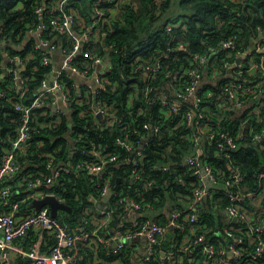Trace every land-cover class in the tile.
Here are the masks:
<instances>
[{
	"label": "built area",
	"instance_id": "2783aa9c",
	"mask_svg": "<svg viewBox=\"0 0 264 264\" xmlns=\"http://www.w3.org/2000/svg\"><path fill=\"white\" fill-rule=\"evenodd\" d=\"M68 1L57 0L50 3L42 0L33 9L38 21L31 25L26 33L35 39L34 47L41 50V64H50L51 71L41 80L38 91L29 103L22 101L25 78L20 67L23 66L24 60L19 54L7 56L3 51L7 59L14 63L13 67L8 66L7 71L12 72V86L17 89L19 100L14 102V108L18 112L14 134L9 135L7 142L4 141L0 147V264H75L81 244L93 247L99 243L111 246L113 252L128 248L134 260L135 247L131 241L138 236L146 238L147 249L145 255L138 258L135 264H148L156 254L161 238L170 227L182 232V241L176 248L177 252L186 256L187 253H192L191 261L196 264H264V220L259 221L258 215V212H264V163L259 165L256 172L259 186L248 189L241 173L242 162L234 160L232 154L225 150L222 151L221 157L225 158L228 171L215 167L202 156L199 149L202 136L192 129L194 147L182 158V165L188 168L192 176V181L189 182L192 193L180 194L183 203L172 204L169 207L168 220L162 224L154 218L150 211L152 205L145 200L141 192L135 189L137 193L134 196H124L112 188V172L105 174V170L109 163L120 161V156L115 151L105 150L91 142L88 157H73L76 151L74 146L69 151L71 158L55 161L52 152L41 150L42 139L33 142L35 124L32 121L35 120V108L46 107L42 112L46 119L39 123L41 127L52 126L60 121L63 113L68 114L71 111L72 97L64 81V73L74 76L77 87L74 97L81 103L87 100L90 93L105 86L106 75L110 70V64L105 58L90 51L83 52L82 47L85 43L96 42L105 34L102 28L117 16L116 12L122 0H93L89 23L80 19L76 11L65 9ZM231 1L240 5L247 2ZM17 5H20V1ZM54 11L58 14L50 15ZM180 22L179 20L168 24L167 31L170 32L172 26ZM74 23L79 24V32L72 30ZM3 27L4 24L0 21V30ZM48 30L71 35L72 46L53 47L51 38L45 35ZM238 37V34H230L223 38L218 48L212 45L208 51L192 53L188 66L178 73L171 71L168 65L162 63L160 57L146 59L142 55H136L133 66L140 72L139 78L145 81L144 95L147 101L160 107L162 117L178 113L182 117L179 124L184 123L201 130V120L206 117V111L201 109V104L204 97L213 95L212 90L203 86L207 64L210 62L212 68L207 74L208 78L218 80L225 77L221 81L220 105L238 113L247 108L245 117L240 121L241 128L246 127L248 115L258 116L263 105V102L256 98L262 95L264 88V30L258 26L257 35L247 47L239 43ZM177 48L185 47L180 43ZM218 49H222L226 54L216 55ZM171 50L169 47L163 57L168 59ZM55 52L61 57L59 63L54 59ZM80 55L84 56L81 66L77 62ZM246 74L257 76V79L248 83ZM159 76L172 77L167 80L165 87L159 89L158 85H151V81ZM10 97L6 89L0 88V99ZM183 102H189L190 105H184L185 109L181 110ZM86 114L84 109L80 110L81 116ZM91 114L106 116L109 109L100 104H92ZM107 124L113 125V120L109 119ZM158 127L159 125H155L153 130H158ZM204 129L209 131L211 138L215 136L209 125ZM73 132L74 130L68 131L65 135H71ZM252 132L253 129L252 140L257 142L264 152V127L260 131ZM220 136L225 137V134L220 133ZM79 137L81 135L72 138V143ZM242 137L243 132H238L237 138ZM144 138L142 145L137 147L132 146L126 138H117L121 146L133 153L132 157L125 158L131 165V182L142 179L140 162L144 157L143 144L148 141ZM226 140L227 149L237 147L232 137L228 136ZM36 152L47 158L44 163L46 170L41 167V162H27L23 165L19 159L22 155H33ZM79 173L96 179L89 193L90 204L81 222L71 226L66 221L63 208H59L56 215H52L48 205L35 207L33 201L46 195H53L64 202L48 187L58 183L65 174ZM99 174L101 178L96 177ZM178 180L185 183L181 178ZM152 184L153 180H149L144 185L150 188ZM216 193L223 194L227 202L221 209V232L212 240L205 236L204 222L200 214L203 204ZM245 201L253 207L252 210L246 207ZM216 205H219V200ZM148 212L152 214V220L144 216ZM115 216L116 221L119 219L121 222L117 226L114 225ZM232 218H236L235 223L231 222ZM104 230L108 232L105 234ZM179 253L178 260L181 261ZM118 262L114 260L110 264Z\"/></svg>",
	"mask_w": 264,
	"mask_h": 264
},
{
	"label": "trees",
	"instance_id": "16d2710c",
	"mask_svg": "<svg viewBox=\"0 0 264 264\" xmlns=\"http://www.w3.org/2000/svg\"><path fill=\"white\" fill-rule=\"evenodd\" d=\"M41 1L0 0V21L4 24L3 29L0 30V63H2L0 88L6 89L11 96L9 99H0V147L4 141L7 142L9 135L14 134V127L18 121V112L14 108V102L19 100L18 91L12 86V72L7 71L8 66L13 67L14 63L9 61L7 56L19 54L24 60L23 66L20 67L21 74L25 78V93L22 99L24 103L32 100L41 80L51 71L50 64H41V50L34 47L35 39L26 33L28 28L38 21L33 9ZM47 1L54 3L57 0ZM64 7L67 11H76L80 19L90 22L93 0H69ZM120 9L121 13L102 28L105 34L101 35L96 42L85 43L82 47L83 52L90 51L109 62L110 70L106 75L105 86L97 92L90 93L85 102L78 103L74 97L77 90L74 76L64 73L63 78L72 97L71 111L68 114L63 113L60 121L52 126L41 127L39 123L46 119V116L42 114L46 107L35 108L33 110L35 120L32 121L35 124L33 142L42 139L41 150L52 152L55 161L60 158L64 160L71 158L69 151L74 146L76 151L73 157L77 155L88 157L91 142L105 150L115 151L119 154L120 161L109 163L105 170V174L112 172L110 183L112 188L124 196H134L136 191L141 192L145 200L152 205L150 211L154 218L162 224L168 220L169 207L172 204L183 203L180 194L192 193V186L189 184L192 176L188 168L182 165L183 155L194 147L192 129L202 136L199 149L205 159L211 161L215 167L228 171L226 160L221 157L222 151L228 150L234 160L242 162L241 173L248 189L258 187L256 172L259 165L264 163V152L257 142L252 140L251 130L260 131L264 127V88L262 95L256 98L263 102L258 116L249 114L246 127L241 128L240 121L245 117L247 108L238 113L220 105L221 81L225 77H220L218 80L209 79L207 74L212 67L208 62L203 86L212 90L213 95L204 97L201 109L206 111V117L201 120L202 129L197 130L194 126L179 124L182 117L178 113H170L167 117H162L160 107L156 103L147 101L144 95L145 81L139 78L140 72L133 66V59L136 55H142L146 59L157 56L162 59V63L168 65L171 71L178 73L179 70L182 72L183 68L188 66L192 53L208 51L209 46L212 45L218 48L223 38L230 34H238L239 43L247 47L257 35V27L264 30V0H247L244 5L235 4L231 0H178L175 2L174 0H137L135 5L131 0L122 1ZM55 14L58 12L54 11L50 15ZM179 20L181 22L172 26L168 32L167 25ZM72 30L79 32V24L74 23ZM45 35L51 38L53 47L70 48L72 46L71 35L57 34L50 30L45 31ZM7 40L11 43L4 44ZM180 43L184 45V49L177 48ZM169 47L172 50L166 59L163 54ZM3 51L7 53V56ZM225 54L222 49H218L216 53L218 56ZM82 58L84 60L83 55L77 58L80 66L83 65ZM171 77L159 76L151 81V85H158L159 89L163 88ZM245 77L248 83L257 79V76L247 74ZM168 93L171 92L168 91ZM92 104L106 106L109 114L92 115ZM182 105L181 110H184V105L189 106L190 103L183 102ZM81 109H84L87 114L81 116ZM109 119L113 120V125L107 124ZM155 125H159L158 130H153ZM207 125L215 133L213 138L209 136V131L206 132L204 129ZM73 130L71 135H65ZM241 131L243 137L237 138V133ZM220 133H224L225 137L220 136ZM79 135L81 137L72 143L74 141L72 138ZM228 136L237 143L235 149H227L226 137ZM143 137L148 141L143 144L144 157L140 162L142 179L130 182L131 165L125 158L132 157L133 153L121 146L117 138H126L132 146L137 147L142 145ZM19 159L23 165L27 162H41V167L46 170L44 163L47 158L39 152L33 155H22ZM96 177L102 176L99 174ZM178 178L185 183H181ZM149 180H153L150 188L144 185ZM95 181L93 176L84 175V173L65 174L58 183L48 187L71 207V211L64 209L66 221L71 226L77 225L85 216L86 208L90 204L89 193ZM218 200L219 205H216ZM226 202L223 194L216 193L212 199H207L203 204L200 218L204 222L205 236L212 240L221 232L219 227L222 223L221 209ZM244 204L248 209H253L248 201ZM258 215L259 221L264 220V212H258ZM170 230L175 237L173 257L166 259L161 255L162 250L166 254L169 252L167 247L169 241L162 237L156 254L148 264H196L186 255L176 252V248L182 241V232L177 228ZM103 232L106 234L108 231ZM111 249V246L107 247L102 243L93 247L81 244L78 247L75 264H110L114 260L119 261L117 264H132L128 248L116 252ZM178 253L181 255V261L178 260Z\"/></svg>",
	"mask_w": 264,
	"mask_h": 264
},
{
	"label": "crops",
	"instance_id": "0c3cea01",
	"mask_svg": "<svg viewBox=\"0 0 264 264\" xmlns=\"http://www.w3.org/2000/svg\"><path fill=\"white\" fill-rule=\"evenodd\" d=\"M122 1H131V0H122ZM175 1H178V0H174V2ZM133 3H135V5H136L137 0H133ZM134 7H137V6H134ZM116 13H117V15H119L121 13V9L119 8ZM5 43L6 42H4V44ZM54 59L56 60V63H59L61 61V57L57 54V52H55ZM167 211H168V208L166 209V212ZM225 218H226V216H225ZM120 223L121 222L118 219V221H116L114 225L117 226ZM170 229H171V227L168 228V230L166 231V233L163 235V239L165 237V240L169 241V244L167 245L169 252L167 254L165 253V255H162L161 254L163 257H166V259H171V257H173L172 254L174 253V251H173L174 250L173 244L175 242V237H174V234H173L172 230H170ZM131 244L135 247L134 260L132 258V264H135V262H136V260L138 258H140L143 255H145L146 249H147V240L143 236H138L135 239H133V241H131ZM170 247H172V249ZM176 252H177V250H176ZM191 255H192V253H187V257H189L190 260H191V258H190Z\"/></svg>",
	"mask_w": 264,
	"mask_h": 264
},
{
	"label": "water",
	"instance_id": "95a60500",
	"mask_svg": "<svg viewBox=\"0 0 264 264\" xmlns=\"http://www.w3.org/2000/svg\"><path fill=\"white\" fill-rule=\"evenodd\" d=\"M6 43H11L10 40L5 41ZM131 182V181H130ZM33 204L35 205L36 208H40L44 205H48L50 207L51 213L52 215H56L57 210L59 208H63L66 209L68 211H71V207L69 205H67L64 202L59 201L55 196L53 195H46L43 198L37 199L33 201ZM145 217H147L148 219L152 220L153 216L151 213H145L144 214ZM231 222L235 223L236 222V218H232ZM116 244H113V246H115ZM162 255H165V252L161 251L160 252Z\"/></svg>",
	"mask_w": 264,
	"mask_h": 264
}]
</instances>
